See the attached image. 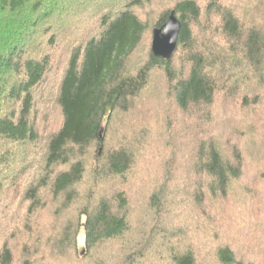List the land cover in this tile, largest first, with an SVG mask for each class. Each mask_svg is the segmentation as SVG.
I'll return each mask as SVG.
<instances>
[{"label":"trees","instance_id":"obj_1","mask_svg":"<svg viewBox=\"0 0 264 264\" xmlns=\"http://www.w3.org/2000/svg\"><path fill=\"white\" fill-rule=\"evenodd\" d=\"M0 264H264V0H0Z\"/></svg>","mask_w":264,"mask_h":264},{"label":"water","instance_id":"obj_2","mask_svg":"<svg viewBox=\"0 0 264 264\" xmlns=\"http://www.w3.org/2000/svg\"><path fill=\"white\" fill-rule=\"evenodd\" d=\"M181 31V22L173 12L165 25L154 31L152 40V52L155 57L169 60L178 43V37Z\"/></svg>","mask_w":264,"mask_h":264},{"label":"rangeland","instance_id":"obj_3","mask_svg":"<svg viewBox=\"0 0 264 264\" xmlns=\"http://www.w3.org/2000/svg\"><path fill=\"white\" fill-rule=\"evenodd\" d=\"M39 121L42 123L39 125L40 127V131H41V135H46L45 133L46 132H50V127L52 126V123L48 120H45L44 119V116L43 115H40L39 116ZM46 127V131H44V128ZM234 240L238 243V244H241V239L240 240H237L236 238H234ZM83 245H84V236L83 234L80 235L79 237V246H80V251L83 250Z\"/></svg>","mask_w":264,"mask_h":264}]
</instances>
